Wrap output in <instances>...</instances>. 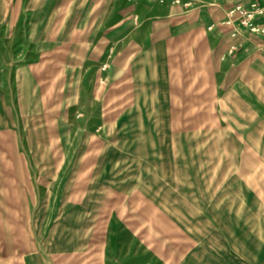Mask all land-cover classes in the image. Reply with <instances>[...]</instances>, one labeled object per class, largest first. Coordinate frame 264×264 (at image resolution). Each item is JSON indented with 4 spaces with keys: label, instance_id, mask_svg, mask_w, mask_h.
Returning a JSON list of instances; mask_svg holds the SVG:
<instances>
[{
    "label": "rangeland",
    "instance_id": "1",
    "mask_svg": "<svg viewBox=\"0 0 264 264\" xmlns=\"http://www.w3.org/2000/svg\"><path fill=\"white\" fill-rule=\"evenodd\" d=\"M13 1L0 264H264V32L236 0Z\"/></svg>",
    "mask_w": 264,
    "mask_h": 264
},
{
    "label": "built area",
    "instance_id": "2",
    "mask_svg": "<svg viewBox=\"0 0 264 264\" xmlns=\"http://www.w3.org/2000/svg\"><path fill=\"white\" fill-rule=\"evenodd\" d=\"M261 12L262 7L258 5L257 1H249L245 4L242 0H236L226 13L225 23L237 22L241 30L251 33L264 32V25L256 21ZM234 34L235 32H232V35Z\"/></svg>",
    "mask_w": 264,
    "mask_h": 264
},
{
    "label": "crops",
    "instance_id": "3",
    "mask_svg": "<svg viewBox=\"0 0 264 264\" xmlns=\"http://www.w3.org/2000/svg\"><path fill=\"white\" fill-rule=\"evenodd\" d=\"M257 1V3H258V5L260 6V7H262V10L264 9V0H256ZM10 2L12 3V4H10ZM17 2H18V4H16L17 6H21V3H22V0H17ZM245 4H247L249 1H247V2H245V1H243ZM14 3V1L13 0H0V14H1V17H3V16H5V15H8V12H9V8H10V6L12 5H15V4H13ZM260 16H258V20L260 21V20H262L261 18H259ZM256 19V20H257ZM2 22V21H1ZM261 22V21H260ZM245 31V30H244ZM245 32H247V31H245ZM247 33H251V32H247ZM252 34V33H251ZM104 179V178H103ZM104 181V180H103ZM263 230V229H262ZM261 254V253H260ZM260 254L258 255L259 257H260ZM212 263H214V262H212ZM215 264V263H214Z\"/></svg>",
    "mask_w": 264,
    "mask_h": 264
}]
</instances>
